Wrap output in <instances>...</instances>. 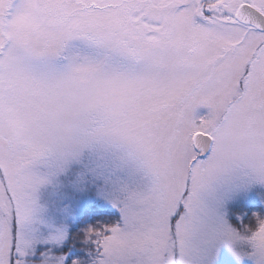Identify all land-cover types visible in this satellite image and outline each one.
Here are the masks:
<instances>
[{
	"label": "snow or ice",
	"instance_id": "obj_1",
	"mask_svg": "<svg viewBox=\"0 0 264 264\" xmlns=\"http://www.w3.org/2000/svg\"><path fill=\"white\" fill-rule=\"evenodd\" d=\"M245 261L264 0H0V264Z\"/></svg>",
	"mask_w": 264,
	"mask_h": 264
},
{
	"label": "rangeland",
	"instance_id": "obj_2",
	"mask_svg": "<svg viewBox=\"0 0 264 264\" xmlns=\"http://www.w3.org/2000/svg\"><path fill=\"white\" fill-rule=\"evenodd\" d=\"M228 255V253H227V251L225 250V256H227ZM245 264H251V262L250 261H245Z\"/></svg>",
	"mask_w": 264,
	"mask_h": 264
}]
</instances>
